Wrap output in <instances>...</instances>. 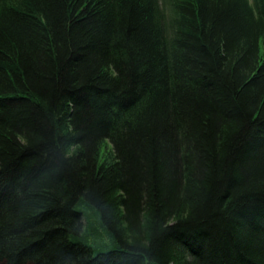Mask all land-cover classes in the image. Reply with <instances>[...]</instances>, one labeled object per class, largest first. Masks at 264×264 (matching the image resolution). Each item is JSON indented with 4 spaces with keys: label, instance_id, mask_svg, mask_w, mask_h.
Returning <instances> with one entry per match:
<instances>
[{
    "label": "trees",
    "instance_id": "16d2710c",
    "mask_svg": "<svg viewBox=\"0 0 264 264\" xmlns=\"http://www.w3.org/2000/svg\"><path fill=\"white\" fill-rule=\"evenodd\" d=\"M263 33L264 0H0V264H264Z\"/></svg>",
    "mask_w": 264,
    "mask_h": 264
},
{
    "label": "rangeland",
    "instance_id": "374dc122",
    "mask_svg": "<svg viewBox=\"0 0 264 264\" xmlns=\"http://www.w3.org/2000/svg\"><path fill=\"white\" fill-rule=\"evenodd\" d=\"M258 50L261 53H264V33L258 38ZM255 59V58H254ZM101 151L98 156L99 164H106L110 165L112 162L115 160V152H114V147L112 145V142L108 138H104L101 141ZM122 210V218H123V225L125 228L128 229V237L132 238H141L140 237V232L136 231L135 227L132 225L133 223V215L132 213L128 212L127 208L125 205L121 206ZM79 227L81 228V231L85 232L86 228L88 227V222L85 217H81L78 223ZM131 239V238H130ZM143 239V238H141ZM6 241V240H5ZM1 237H0V244L2 245L5 242Z\"/></svg>",
    "mask_w": 264,
    "mask_h": 264
}]
</instances>
